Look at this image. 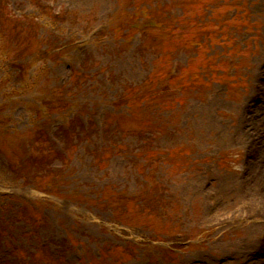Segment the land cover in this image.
I'll use <instances>...</instances> for the list:
<instances>
[{"label":"rangeland","instance_id":"obj_1","mask_svg":"<svg viewBox=\"0 0 264 264\" xmlns=\"http://www.w3.org/2000/svg\"><path fill=\"white\" fill-rule=\"evenodd\" d=\"M0 15V83L9 72L3 54L25 45L35 53L17 59L32 82L12 98L11 127L18 133L5 141L0 191L39 202L50 227L34 211L31 220L57 239L67 233L78 238L76 258L89 252L93 260L104 255L108 264H264V0H0ZM58 15L68 20L48 25ZM38 32L47 40L36 45ZM52 48L61 53L44 59L41 73L32 70L41 61L39 49ZM84 59L85 71L68 70H78ZM54 99L74 105L76 117L86 115V127L79 121L64 135L70 142L59 139L67 149L56 161L64 164L65 181L46 193L30 184H2L10 173L51 164L48 156L23 165L47 131L46 123L32 126L24 103L50 106ZM155 102L173 120L171 135L159 133L145 114ZM98 109L94 124L88 118ZM119 127L121 146L139 155L118 154L108 163V154L95 153ZM152 133L159 134L157 148L188 146L195 163L183 172L152 162L146 167L152 153L144 157L142 139ZM7 163L13 172L3 170ZM157 180L170 200L163 203L166 220L149 215V202L140 204L143 182L156 190ZM102 190L107 200L98 201ZM111 190L133 200H111ZM37 242L25 238L29 247ZM46 260L57 264L49 253Z\"/></svg>","mask_w":264,"mask_h":264},{"label":"trees","instance_id":"obj_2","mask_svg":"<svg viewBox=\"0 0 264 264\" xmlns=\"http://www.w3.org/2000/svg\"><path fill=\"white\" fill-rule=\"evenodd\" d=\"M53 20V23H48V25L58 27L62 24V22H64V20H68V18L64 19L60 15H58V17H55ZM2 23L3 22H1L0 15V26ZM44 35L45 34H41V32L35 33V39L37 40L36 45L45 41L47 36ZM40 50L42 49H39L38 58H41V61H35L31 65V68L33 66H36L39 62L43 63V65L46 64L47 62H44V59H48L47 57L50 55L58 56L61 53L55 48L47 50L46 52ZM33 51L34 49L31 50L28 45H25V49L20 51H18L17 49H14L12 51L8 50L9 57L6 54H3V57L5 59L2 60L6 65V68L9 69V72L4 76L3 80L0 83V95H2L4 99V103L0 104V163L2 161L1 158L5 157L3 154H6L5 141H7L9 138L13 140L18 133L17 129L10 128V125H12L13 123V119L10 114V108L14 105L12 98L14 96H22L30 89L32 82L29 80V74L28 77H26L27 67L25 69H22L23 65L20 66L17 59H21L23 55H30L31 57V54H35ZM35 52H38V50L35 49ZM63 56L65 55H61L60 58ZM86 65L87 62L85 60L78 70L75 69L76 67L72 68V70L82 73L83 71H85L84 66ZM82 68L84 70L81 71ZM43 69L44 68H40L37 72L41 73ZM12 81H14L13 84L11 83ZM20 91L23 93H20ZM61 100L65 102L64 98ZM163 105L164 104L161 102H155L153 106L145 112V114L149 117L155 129L159 133L163 132L165 135H171L170 127L171 121L173 120L171 117H167L162 114L163 110H165L163 108ZM44 106H46V111L42 110L43 108H45ZM24 107L27 111H30L32 113L34 123H46L45 125L48 126V122L51 123L52 121L51 116H54V111L58 112L59 117H66L71 114V108L75 106L72 104H67L63 107L60 101L54 99L50 106L47 105V103L42 102H29L24 103ZM132 109L133 106L131 105L127 109V112H129L128 115L131 117H133V113H131ZM92 112L94 113V111ZM93 113L92 118L89 117L88 120L93 121L95 124ZM113 114L114 113H109L108 116ZM119 114L122 115L123 113L120 112ZM73 116V121L71 120L69 122V124L71 123L69 130L56 132L53 135L55 140L50 137L48 131L42 132L41 136H39L38 138V142H42L43 145H37L35 147L32 146L30 148L31 156L27 159L26 165L23 164L24 167H27L30 163H38L48 156H51L53 159L49 166L40 165L34 169L26 168L25 170H23L24 172H19L20 174L18 173L19 175H16L17 177L19 176L18 178L14 177V173H12V175L10 173L9 178L12 180H24L25 184H30L36 189L45 193L47 192L48 188L51 189L53 187H56L57 184L65 181L66 176L64 175V164L61 162L56 163L57 158H64V155L67 152L65 146H61L60 140H62L64 144L66 141H71L70 138L68 139L64 135L71 134V129L75 127V124L77 122H82L81 126L83 128L86 127V124L83 121L86 120V115H82L81 112L78 117H76L74 114ZM118 116L119 115H116L115 117L119 118ZM104 118L106 119V117ZM116 127L117 125L115 127L110 126L111 129H115ZM30 132L34 133V131ZM77 133H79V131L75 132L76 135ZM108 135L109 140L106 143V147L102 151H97L95 154H108V161L118 154L128 157L139 155L135 153L136 149L130 151V145H126L124 143V146L126 147L121 146L123 142V130L120 127L117 128L113 133H110L108 131ZM158 137L159 134L152 133L149 137L146 136L142 139L144 145L143 148L145 149L144 157H147L149 155L148 151L152 153L150 158L148 157L146 158L147 160H145L146 167L147 163L152 162L154 164H162L160 167H164V165H170L173 166V168H175L178 172H183L182 170L187 171L189 167H191V165L195 163V158L192 156V152H190L189 147L176 146L169 149L155 147L154 143L157 141ZM20 139L22 140V142L23 140H26L23 137H21ZM152 140V148H150L149 141ZM27 143L29 142H23L26 148L31 146V144L28 145ZM94 151L95 150H93V152ZM179 157L182 158V160ZM57 164H60V166L58 167ZM3 170L13 172V167H9V165L6 167L3 166ZM48 176H51V182L49 185L47 183ZM155 188L156 190H154L150 182H143V187L140 192V204L145 206V203L149 202L150 207L147 209L149 211V215H153L158 218L161 217L162 219L166 220L170 216V212L167 210V207H163L166 206V204H163L164 202H170V200L167 199L163 192V189H165L166 187L161 185L160 180H157L155 181ZM153 194L154 196H152ZM6 196L7 195H0V264H53L52 262H48L46 260L48 253L51 257L54 258V261L57 264H108L107 258L104 255H101L99 258L93 260L92 258H88L87 255L83 254L85 256L81 255L77 259L78 261L73 259L70 260L69 258L72 256V252L75 251V242L68 237L62 240H55L54 237L46 236L44 239L43 237H41V233L44 231V226L37 219L31 220L30 211H34L33 214L37 216L40 221H47V218L45 217L43 211L40 209V206H29L26 203H23L21 200H18L20 204L22 203V206L20 207L19 204L18 206L16 205V201L13 198H9ZM111 196V200L117 198L126 203L133 200L132 198L128 197L125 192L117 193L115 190H111ZM101 199L107 200L105 194L103 193V190L101 196L98 198V201ZM145 207L143 208V210L145 209ZM35 237H37L38 239L37 246L29 247L27 244H23L21 242L22 238L28 239Z\"/></svg>","mask_w":264,"mask_h":264},{"label":"bare ground","instance_id":"obj_3","mask_svg":"<svg viewBox=\"0 0 264 264\" xmlns=\"http://www.w3.org/2000/svg\"><path fill=\"white\" fill-rule=\"evenodd\" d=\"M256 178L261 179V178H262V174H258V173H256Z\"/></svg>","mask_w":264,"mask_h":264}]
</instances>
